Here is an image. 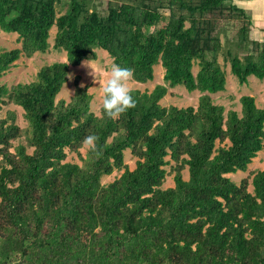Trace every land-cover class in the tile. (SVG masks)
Wrapping results in <instances>:
<instances>
[{"label":"trees","instance_id":"1","mask_svg":"<svg viewBox=\"0 0 264 264\" xmlns=\"http://www.w3.org/2000/svg\"><path fill=\"white\" fill-rule=\"evenodd\" d=\"M251 1L119 0L99 11L91 0H69L57 17L59 0H0V31L20 45L0 54V79L22 54H45L53 26V49L66 54L32 83L0 85V108H21L27 124L0 121V264H264V170L252 176V193L248 179L226 177L246 172L264 150V110L243 96L240 114H224L211 99L226 84L219 30L229 19L248 21L234 3ZM238 34L244 56L225 51L231 75L240 86L264 80V43L249 41L246 28ZM95 50L131 68L139 84L160 64L164 85L130 91L135 107L115 119L102 106L99 116L90 111L79 77L70 101L56 102L69 70L95 61ZM178 86L201 94L196 109L159 105ZM89 135L96 151L83 158ZM22 137L26 145L10 152ZM65 150L82 165L66 163ZM169 161L174 186L162 189ZM113 171L123 172L102 185Z\"/></svg>","mask_w":264,"mask_h":264},{"label":"rangeland","instance_id":"2","mask_svg":"<svg viewBox=\"0 0 264 264\" xmlns=\"http://www.w3.org/2000/svg\"><path fill=\"white\" fill-rule=\"evenodd\" d=\"M60 3L56 6V16L60 17L64 15L69 9V0H59ZM119 0H91L89 3V9H96L99 11H104L108 3H116ZM236 6V5H235ZM239 9V8H238ZM244 12L246 15L247 13ZM166 15V13H164ZM251 23L248 21H243L242 19H229L223 23L224 29L219 30L220 42L222 45V51L218 55V64L221 70L225 74V90L221 93L211 96L212 102L216 106H221L224 109V114L229 111H235L240 114V98L243 96H248L254 99L255 106L264 110V80H258L255 77H249L247 84L240 86L237 79L230 73V64L229 60H226L225 51L230 50L232 53H237L241 58L244 56V53L241 49L237 48V43L239 41V30L241 28H246L247 30V39L249 41H254L249 36V26ZM56 34V28L53 26L49 31V38L47 40L48 50L45 54H34L32 58L28 59L23 54L20 59L16 62L15 66L10 69V71L0 79V85L5 89L10 90L11 87L18 84H29L35 81L36 74L41 68L50 66L54 63H62L66 61V54L64 51H56L53 49L54 38ZM254 39L258 43H264L263 40L258 38ZM20 45L17 43V35L12 33H5L0 31V54L9 52L11 50L19 49ZM96 60L84 61L79 67L71 68L67 75V83L63 85L59 94L56 97V102L64 101L68 103L74 93V79L79 77V87H87V92L91 95L90 102V111L95 115L99 116L100 108L102 106L103 98V86L107 79V70L110 69L112 65V60L108 57L107 53L103 50H95ZM94 75H90L92 72ZM199 70V65L197 61H194L192 67V74L196 76ZM164 70L160 64L153 67V80L146 82L145 84H139L132 79L127 82V87L130 91L137 90L140 92L150 93L158 85H164L163 83ZM201 94L197 91L188 93L186 89L182 86H178L172 89L167 90L166 96L159 102L161 107L169 108H187L192 107L196 109L198 105V99ZM11 119L8 123L13 122L23 131L27 128L26 121L23 118V111L21 108L8 103L1 106L0 108V121ZM18 145H26L25 138L22 137L19 140L12 142V149L10 152H14L15 147ZM219 144H216L218 147ZM88 147L83 145L79 150L81 157L86 156ZM31 153V150L28 151ZM66 153V163L76 164L81 166V159L75 154L68 150H65ZM124 164L126 165L129 171H132L135 168L136 159L131 155L129 150L124 151ZM168 161V159H166ZM174 163L172 161L168 162V166L164 169L166 171V177L164 179L162 189L172 188L174 186L172 172V166ZM264 170V150L259 152L255 159L248 166L246 172H237L232 175H227L226 177L230 179L235 185H239L240 181L243 179H248L249 186L248 192L252 193L253 189L251 187L252 176L258 172ZM123 171H113L109 176H104L101 178L100 182L102 185L106 186L116 180ZM182 178L184 181L188 180V172L185 169L182 172Z\"/></svg>","mask_w":264,"mask_h":264},{"label":"clouds","instance_id":"3","mask_svg":"<svg viewBox=\"0 0 264 264\" xmlns=\"http://www.w3.org/2000/svg\"><path fill=\"white\" fill-rule=\"evenodd\" d=\"M90 75H94L93 70ZM133 76L134 73L131 68L122 67L117 63H112L110 69L107 70V79L102 89V108L107 118H118L127 110L135 107L136 100L126 86ZM96 140L95 135H89L84 138L82 144L95 152Z\"/></svg>","mask_w":264,"mask_h":264},{"label":"crops","instance_id":"4","mask_svg":"<svg viewBox=\"0 0 264 264\" xmlns=\"http://www.w3.org/2000/svg\"><path fill=\"white\" fill-rule=\"evenodd\" d=\"M237 8L243 9L247 14L246 17L248 22L251 23L249 26V36L252 39L258 38L259 40L264 39V0H254L251 2H235ZM264 42V41H263Z\"/></svg>","mask_w":264,"mask_h":264}]
</instances>
